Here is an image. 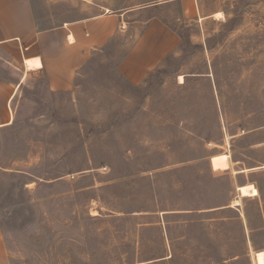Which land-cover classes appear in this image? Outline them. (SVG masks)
<instances>
[{
	"label": "rangeland",
	"instance_id": "obj_1",
	"mask_svg": "<svg viewBox=\"0 0 264 264\" xmlns=\"http://www.w3.org/2000/svg\"><path fill=\"white\" fill-rule=\"evenodd\" d=\"M159 1L0 0L28 4L38 28L101 11L127 13L137 32L159 13L181 39L138 85L115 69L135 36L127 28L72 90L26 75L0 127L12 264H264L255 185L238 210L219 209L236 185L264 179V0H196L192 19ZM19 64L0 48L2 78H18ZM215 154L229 169L214 171Z\"/></svg>",
	"mask_w": 264,
	"mask_h": 264
},
{
	"label": "crops",
	"instance_id": "obj_2",
	"mask_svg": "<svg viewBox=\"0 0 264 264\" xmlns=\"http://www.w3.org/2000/svg\"><path fill=\"white\" fill-rule=\"evenodd\" d=\"M167 2H178L183 18L195 17L192 7L196 0H163L153 6ZM12 3H5L0 7L3 9L0 16V48L7 55L19 58L21 73L15 80L4 79L0 74V127L11 123L10 102L28 74H42L50 91L72 90L77 75L92 56L96 52H103L113 39L123 35L127 28L135 36L116 62L115 69L129 83L138 85L161 66L181 42L176 30L164 22L159 13L151 14L143 20L137 32L132 30L136 27L135 24L131 25L123 20L124 15L128 16L127 13L101 11L64 21L57 26L38 28L28 4L22 3L14 9ZM217 161H222L223 169L214 171L229 169L227 154H215L210 157V165ZM249 183L255 185L258 190V194L251 197L256 198L260 205L263 204L259 217L264 223V179L247 184ZM243 184L235 186L236 192ZM239 198L244 197L238 192L229 204L220 205L219 209L227 206L236 208L235 206L240 205ZM260 227L262 226H257L256 229ZM0 264H12L1 223Z\"/></svg>",
	"mask_w": 264,
	"mask_h": 264
},
{
	"label": "bare ground",
	"instance_id": "obj_3",
	"mask_svg": "<svg viewBox=\"0 0 264 264\" xmlns=\"http://www.w3.org/2000/svg\"><path fill=\"white\" fill-rule=\"evenodd\" d=\"M215 17H219V16H222L223 13L218 11V12H215L213 14ZM179 79L181 80L182 79V76H179ZM182 81V80H181ZM180 82V81H179ZM238 192H239V195L241 197H246L247 195H251V193L253 194L255 192L254 190V187L250 184L249 186H243V185H240L238 188H237ZM236 202H238V200H235Z\"/></svg>",
	"mask_w": 264,
	"mask_h": 264
},
{
	"label": "trees",
	"instance_id": "obj_4",
	"mask_svg": "<svg viewBox=\"0 0 264 264\" xmlns=\"http://www.w3.org/2000/svg\"><path fill=\"white\" fill-rule=\"evenodd\" d=\"M168 58H169V57H167L166 60H167ZM255 188H256V187H255ZM256 190H257V188H256ZM257 194H258V190H257Z\"/></svg>",
	"mask_w": 264,
	"mask_h": 264
},
{
	"label": "built area",
	"instance_id": "obj_5",
	"mask_svg": "<svg viewBox=\"0 0 264 264\" xmlns=\"http://www.w3.org/2000/svg\"><path fill=\"white\" fill-rule=\"evenodd\" d=\"M122 27H124V26L122 25Z\"/></svg>",
	"mask_w": 264,
	"mask_h": 264
}]
</instances>
